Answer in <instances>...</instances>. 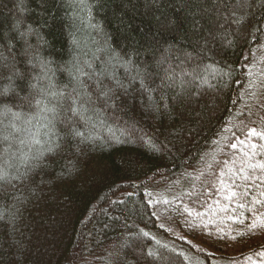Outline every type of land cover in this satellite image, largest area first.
<instances>
[{"label": "trees", "instance_id": "16d2710c", "mask_svg": "<svg viewBox=\"0 0 264 264\" xmlns=\"http://www.w3.org/2000/svg\"><path fill=\"white\" fill-rule=\"evenodd\" d=\"M259 164L264 0H0V264H264Z\"/></svg>", "mask_w": 264, "mask_h": 264}, {"label": "snow or ice", "instance_id": "6c2138e0", "mask_svg": "<svg viewBox=\"0 0 264 264\" xmlns=\"http://www.w3.org/2000/svg\"><path fill=\"white\" fill-rule=\"evenodd\" d=\"M235 14V13H234ZM34 30L31 29V27H29L27 30L25 31H19V37L20 39L24 40L25 43L28 42V38L29 36L32 34ZM40 65H41V70L42 72H45V76H46V69H47V64L44 61H39ZM87 73H81L80 77H76L74 76L73 79L75 80V83L77 85V88H74L72 90V93H65L62 90H55L53 91L52 89L55 88V84L54 82L50 81V88H49V95L53 98V99H58V102L56 105H53L52 108L50 109H46L47 111L52 112L53 114H58L57 112V108L58 107H64L65 104H67V108H66V112L69 115V128H68V134L70 137L73 138H79L81 143L84 142H89L92 138L90 135H86L84 132H82L78 127H76L73 123H72V118H78L80 121H83L86 123L87 121V113L89 111V105L93 103L92 98H91V93H89L87 91L88 85L85 83L84 79L82 77L87 76ZM89 79H91V77H88ZM102 83V81H97V85L99 87V85ZM117 83H120L119 81H117ZM141 84L143 85V81H141ZM121 87H123L122 84H120ZM35 87V85H34ZM79 89V90H77ZM114 92L112 89H101L99 91L98 94V99H102L105 103H109L113 101L114 98ZM252 135H256L255 131L252 132ZM4 139H7V137H5ZM60 137H57L56 140L54 141H50L49 147L45 150L48 154H52L55 155L56 152L61 149L62 145L60 143ZM37 144L40 143V141L37 139L35 141ZM255 147V146H253ZM43 155V153H42ZM247 155V154H246ZM35 159H39V157H36ZM250 168H254L255 167H259L261 169H264V164H259V165H249ZM241 171L243 172L244 169H241ZM8 177H7V173L5 170L0 169V182L3 181H7ZM244 179H249V177L247 176V174H245ZM232 196H235L236 193L232 192L231 193ZM231 198V197H229ZM256 227H264V220H261L259 223H253L252 225H250V230H254Z\"/></svg>", "mask_w": 264, "mask_h": 264}, {"label": "rangeland", "instance_id": "374dc122", "mask_svg": "<svg viewBox=\"0 0 264 264\" xmlns=\"http://www.w3.org/2000/svg\"><path fill=\"white\" fill-rule=\"evenodd\" d=\"M215 150V149H214ZM215 155V153L214 152H211V153H209L207 156H206V159H205V163L211 158L212 159V157ZM192 174V173H191ZM181 183V185L182 184H185V175L184 176H182L181 178H176L173 182H169L168 184L167 183H165V182H157L156 181V184H155V186H154V188H153V190H154V195L155 196H163V193H165V192H167V190L170 188V189H172V187H175V186H177V185H179ZM182 188V187H181ZM171 191H173V190H171ZM170 191V192H171ZM174 192V194L177 192L176 190H174L173 191Z\"/></svg>", "mask_w": 264, "mask_h": 264}]
</instances>
